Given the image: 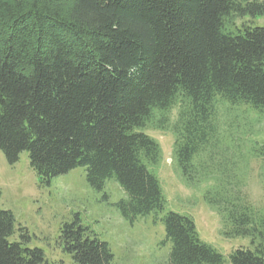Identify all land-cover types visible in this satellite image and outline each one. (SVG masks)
I'll return each instance as SVG.
<instances>
[{
	"label": "trees",
	"instance_id": "obj_1",
	"mask_svg": "<svg viewBox=\"0 0 264 264\" xmlns=\"http://www.w3.org/2000/svg\"><path fill=\"white\" fill-rule=\"evenodd\" d=\"M248 17L264 18V0H0L6 162L26 152L39 186L77 167L95 191L113 179L125 221L163 214L166 264H264V212L241 192L242 164L221 155L216 120L222 104L264 114V26L237 25ZM148 129L173 136L182 183L207 185L202 197L222 237L249 247L224 255L200 238L192 217L164 212L162 151ZM28 242L0 209V264H43ZM59 242L72 264L112 262L108 243L77 220Z\"/></svg>",
	"mask_w": 264,
	"mask_h": 264
},
{
	"label": "rangeland",
	"instance_id": "obj_2",
	"mask_svg": "<svg viewBox=\"0 0 264 264\" xmlns=\"http://www.w3.org/2000/svg\"><path fill=\"white\" fill-rule=\"evenodd\" d=\"M236 23L264 26V18L248 17ZM216 120L222 135L221 155L238 166L242 164L245 176L241 192L256 210L264 212V157L256 156L264 144V114L222 104L217 106ZM146 133L162 151L157 175L166 200L164 212L192 217L200 238L224 255L249 247L246 239L222 237L220 219L202 197L207 185L193 189L182 183L172 160L173 136L153 129ZM124 196L113 179L107 180L101 191L91 189L84 167L52 178L48 186H39L26 152L9 165L0 151V209L13 214L16 229H25L30 248L42 250L43 264H72L70 255L60 246L59 236L65 224L76 220L108 243L113 255L111 264H166L170 243L164 241L163 214L139 217L131 224L116 208Z\"/></svg>",
	"mask_w": 264,
	"mask_h": 264
}]
</instances>
